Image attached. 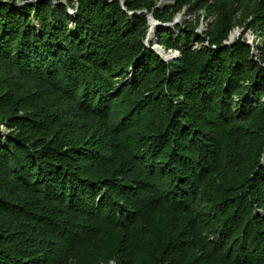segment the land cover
Segmentation results:
<instances>
[{"label": "trees", "instance_id": "obj_1", "mask_svg": "<svg viewBox=\"0 0 264 264\" xmlns=\"http://www.w3.org/2000/svg\"><path fill=\"white\" fill-rule=\"evenodd\" d=\"M158 2L0 0V264H264V0Z\"/></svg>", "mask_w": 264, "mask_h": 264}, {"label": "rangeland", "instance_id": "obj_2", "mask_svg": "<svg viewBox=\"0 0 264 264\" xmlns=\"http://www.w3.org/2000/svg\"><path fill=\"white\" fill-rule=\"evenodd\" d=\"M169 4V3H171L170 2V0H164V2H163V4L164 5H166V4ZM195 17V14L193 13V14H191V15H188V16H186L185 14H183V13H179L175 18H177L178 19V22L177 23H175V24H173L172 26H175L176 24H180V23H182L184 20H185V18H188V19H193ZM207 25H208V22L207 21H205V20H203L202 21V23H201V25H200V27L198 28V33L199 34H203L204 33V31L207 29ZM155 31H156V27H155ZM235 31H237L238 33H236V35H235V39L238 37V36H240V35H242L243 33H244V29L242 28V27H238V28H236L233 32H235ZM155 32H154V43L155 44H153V46H156V45H158L159 46V43H156V41H155ZM157 37V36H156ZM244 37L247 39V41L250 43V44H252V45H256V44H258V43H260L261 42V39L260 38H258L257 37V35L255 34V33H253L252 31H247L245 34H244ZM197 44V43H196ZM168 53H175V51H172V52H168ZM3 132L5 133V126L4 125H2V127L0 128V134H3Z\"/></svg>", "mask_w": 264, "mask_h": 264}, {"label": "water", "instance_id": "obj_3", "mask_svg": "<svg viewBox=\"0 0 264 264\" xmlns=\"http://www.w3.org/2000/svg\"><path fill=\"white\" fill-rule=\"evenodd\" d=\"M122 5L125 6V0H120ZM174 0H170V2H173ZM166 4V3H165ZM78 6V5H77ZM165 6L162 2V0H159L158 2V5L157 7L158 8H161ZM146 11V10H145ZM132 13V12H131ZM148 18H149V23H150V26L151 27H156L158 25H165V26H172L173 24L177 23L178 22V19L175 18V20L173 22H170V23H164L162 24L161 22H159L154 16H153V12H148ZM150 27V28H151ZM236 33H238L237 31L235 32H232L229 36V40L226 41V43L230 44L232 42L235 41V35ZM145 43L147 45H149V42H148V35H147V38L145 40ZM153 49H155L158 54H160L164 59L168 60V59H176L180 54H179V51H175V53H167L166 52V49L164 47H162L160 44L159 46L156 45V46H152ZM254 52H256V50H254Z\"/></svg>", "mask_w": 264, "mask_h": 264}, {"label": "bare ground", "instance_id": "obj_4", "mask_svg": "<svg viewBox=\"0 0 264 264\" xmlns=\"http://www.w3.org/2000/svg\"><path fill=\"white\" fill-rule=\"evenodd\" d=\"M162 2H164V0H162ZM154 32H155V27H151L149 34H148V42L151 43L152 41H154Z\"/></svg>", "mask_w": 264, "mask_h": 264}]
</instances>
